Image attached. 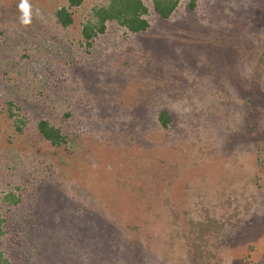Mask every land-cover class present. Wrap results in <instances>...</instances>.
<instances>
[{
  "label": "rangeland",
  "instance_id": "374dc122",
  "mask_svg": "<svg viewBox=\"0 0 264 264\" xmlns=\"http://www.w3.org/2000/svg\"><path fill=\"white\" fill-rule=\"evenodd\" d=\"M141 1L148 5V0ZM185 1L178 0L174 18L184 16ZM240 1L196 0L192 14L196 22L207 25L219 18L229 25L224 26L227 32H220L225 49H207L205 54L192 46L176 47L165 38L172 28L159 31L152 24V39L129 38L111 29L106 41L93 44L95 51L101 49L106 55L113 42L119 43L118 51L112 48L108 64L122 65V57L136 69L137 55L125 47L152 44L168 61L160 70L174 69L172 74L161 72L155 80L164 109L173 116L172 125L166 130L150 125L135 141L121 133L117 121L124 116L121 103H131L130 97L135 98L141 88L137 78L125 90L124 78L117 88L107 86L111 88L107 96L102 87L93 92L83 87L79 71L67 70L63 65L67 60H56L55 48L47 45L50 39L44 41L52 33L47 9L63 0H30L33 11L39 8L42 16L34 17V31L27 29L25 35L14 32L15 17L0 18V73L4 75L0 81V197L12 191L20 200L15 206L0 202L5 220L0 226V252L9 264H233L236 257L247 262V246L255 250L264 233V195L255 202L264 190V169L255 181L256 164L247 139L239 135H244L253 116L261 121L259 131L264 136V84L242 58L234 60L237 68L231 78L223 74V68L231 63L225 52L228 45L230 59L237 48L243 54L249 52L250 45L244 41L259 32L264 0H246L250 5ZM91 2L84 0L83 5ZM10 3L19 5L20 0H0V7ZM71 32L64 39L71 40ZM233 41H239L238 47ZM40 47L45 51H35ZM252 50L256 52L254 46ZM87 95L94 97L95 104L87 101ZM107 100L112 103L108 105ZM85 101L88 106L84 107ZM8 102L11 118L5 117ZM256 109L262 116L251 113ZM37 114L49 118L68 138L60 150H53L36 134L37 119L32 116ZM19 116H24L22 128L16 121ZM211 160H218V171L202 165ZM38 163L42 167L37 168ZM181 164L188 171L178 173L174 181L164 179L165 185L150 181L157 173L153 171L172 166L175 172ZM61 176L64 185L58 187ZM56 205H61V212L56 221L50 220ZM45 218L53 231L48 243L38 239ZM112 222L125 245L114 241L107 246L96 237ZM230 238L237 245L233 250L228 248Z\"/></svg>",
  "mask_w": 264,
  "mask_h": 264
},
{
  "label": "trees",
  "instance_id": "16d2710c",
  "mask_svg": "<svg viewBox=\"0 0 264 264\" xmlns=\"http://www.w3.org/2000/svg\"><path fill=\"white\" fill-rule=\"evenodd\" d=\"M245 1L246 0H242L237 3H240L241 5L249 3ZM83 2L84 0H63V2L59 4H56L55 2V4L51 8L49 7L50 9H47L48 11H50V14H48V24L52 28V33H48L49 36H47L46 40L44 41H48L50 39V42H47V45L49 47L51 46L55 48L53 52L56 54V60L60 62L62 61V59L67 60L68 62H65L63 65H66L68 67L67 70H69L71 74L72 72L75 74L77 71H79V75L81 74L80 80L82 83L84 82L83 87H86L93 92H95L96 87H102L104 89V92L106 93V96L109 94V92H111V88H107V86L114 84V86L117 88L119 87L117 84L120 83L122 78H124L128 81L126 87L123 88L125 90L127 87L135 84L136 77L137 85L138 87H141L136 94L137 96L135 98L130 97L131 100L129 101H131V103L129 104L127 102L121 103V111L124 112V114H121L124 116H121L122 122L117 121V124H119L118 127L122 130L121 133H123L124 135L132 136L135 141L138 139V137L141 136L142 133L145 134L149 131L148 129L151 128L150 125L154 124L157 129L166 130L167 128H169V126L172 125L173 116H171V114L166 111V109H164L166 103H164L165 100L161 98L163 96L160 95V87H157L159 85V82L155 80L160 79L157 76H160L161 72L167 74H169L168 72H170V74H172L174 69H172V67H167L164 70H160V67L162 68L168 65V61H163L161 59L158 48L156 46H152V44H149L148 46L143 45L138 49V47L130 40L135 48L132 45L125 48L127 50L132 48V51L136 53V59L138 60L136 69L131 60L127 58L124 59L122 57H120V59L123 60L122 65H119L117 61H115L112 65L108 64L109 55H112L114 53L112 51V48L118 51L117 47L119 43L113 42L114 45L110 46L111 48L108 50L106 55L102 54L101 49L100 51H95L93 49V44L97 40L103 42L104 39V41H106V37L111 34V29L119 30L123 35L129 38L145 36V38L150 37L152 39L151 35L154 32L153 27H157L159 31H165L166 27L168 26L170 29H172L170 30V32L165 31L167 33L165 38L168 37L169 39H171V41H174L176 47L192 46L193 51L196 50L204 52L206 54L208 53L207 49L224 48V44L220 40V32H227L229 29H225L224 26L229 25L225 24L224 21L219 18H217L218 20H216L215 22L210 21L207 25H200L198 22H196L192 17V14H194L197 7L196 0L185 1V14L180 18H174V14L178 6V0H148V5H145L141 0H93V2H91L89 5L87 4L86 6L83 5ZM250 4L251 3H249V5ZM8 14L16 18L17 24H15L16 28H14V32L17 35L21 36L27 34V29L34 31V24L25 27L20 23V13L18 11L17 4L10 3L6 8L0 7V18H6ZM148 17L150 18L148 19ZM238 22L239 21L233 20L234 24H237ZM263 22L264 20L260 19V24H258L259 27L258 25L256 26L259 28V32L257 34L250 35L249 40L244 41L245 44L247 43L250 45L248 47L249 52L247 54H243L237 48L230 59L228 56V52L232 51L231 45L227 46V50L225 52H227V59L231 60V63H229L228 65L225 64V68H223V74L225 76L231 78L235 74L237 66L234 64V60L242 58L248 62V65H250V67H253L251 72L260 77L262 84H264ZM32 23H37V21H35L33 18ZM150 24H152L153 27H151ZM185 26H188V29H185ZM69 30L73 31L71 32V40H66L64 39V36ZM198 30L201 35H198ZM56 35H58V38H55ZM185 36L190 37L192 41L188 42V40L185 39ZM145 41L146 43H148L147 39H145ZM253 41H255L256 43L253 44ZM233 42L238 47L237 44H239V41ZM250 43L252 44V48ZM253 46L255 47L256 52L252 50ZM35 51L43 52L45 51V49L44 47H40ZM47 53L48 52L44 53L45 58ZM39 55L42 58V53H39ZM22 57L25 56L22 55L21 58ZM224 61L225 60H222V62ZM258 61L259 63H257ZM257 64H260V66H258ZM132 67L134 69H132ZM257 70L259 71L257 72ZM84 73L86 74V76ZM111 75L113 76V78L109 79V76ZM3 78V73H0V81H4L2 80ZM151 81H153V87H150ZM34 84L36 85V83ZM150 88L152 89L150 90ZM262 91L264 92V89ZM114 92L118 93L119 91ZM114 92H112L111 94L114 95ZM86 99L87 101H89V103H92L93 101L95 104L94 97L87 95ZM110 100L112 101V99ZM110 103L112 102L108 101V105ZM11 105L12 104H10L9 102L5 103V110L8 114V116H5L6 118L13 117L11 114L12 110H10ZM86 105L88 106V103L85 101L84 107ZM256 110H258V112H255L256 114L252 111L251 113L256 116L258 114L259 116H262L261 111L259 109ZM37 115L32 116V118L37 119L33 124L36 134L39 136L41 141L46 142L50 148H52L53 150H60L62 146L68 143V138L64 134H62L61 129L49 123V118H43L39 114ZM65 115H67V112L64 114V116ZM248 119L249 120H247V128L244 132V135H239V137L243 138L244 136L247 139L246 143H248V151L251 153L252 161L256 164L255 167L257 172L254 175V179L255 181H257L263 174L262 170L264 169V157H261V154H264V136L263 132L259 131V129H261V121H258V118H254L253 116L249 117ZM256 120L258 121V123H255ZM16 121L17 124H22L20 128H22L25 124V122H23L25 121L24 116H19V120ZM143 126L144 129H142ZM20 128H17L19 133L21 132ZM125 143L127 144V142ZM145 144L141 143V146H144ZM141 146L139 147L140 149ZM218 163V160H211L209 164L202 165H208L210 169L218 171ZM38 164L39 165L37 166V168L42 167L41 163ZM171 167L167 168V166H165L163 167V169H161V171H153L157 173L150 177V181H161L163 182V184L161 185H165L164 179L171 181V179L173 180L178 178V173L188 171L187 169L185 170L182 164L181 167H177V170L175 172H173V169H171ZM61 177V181H57L56 186L58 187H62V185H64V176ZM36 187L38 186L34 187V191H38ZM258 194L259 195L255 198L256 203L258 199L262 197L261 195H264V190L258 192ZM42 197L50 199L49 194L44 195L42 193ZM0 200L1 203L6 202L8 206H15L20 201L19 197L16 196L12 191H8V193L2 195L0 197ZM60 212L61 205H56L55 211L49 214V216L51 217L50 220L54 219L56 221L57 216L60 214ZM40 215L43 214L40 213ZM3 216L4 215L0 213V226L5 221ZM50 220H47L45 218V225L42 226L41 230H38V239H43V241L46 242H49V240L51 239L53 231H51V228H49L50 224L48 221ZM113 222L111 223L112 226L100 230L98 232L100 233L99 235L93 233V235L96 234V237L105 245H110L111 243L115 244L116 242L114 241H119L120 244H122L121 240H118L119 238L122 239V235H120L119 237L120 233L118 232V229L114 227L116 225L113 224ZM122 234L128 235L124 232H122ZM262 237L264 239V233L261 236V240H259V242L257 243V248H255V250L254 248L252 249V247H250V244L248 245V242H240L239 245L243 243L248 245L247 262L243 257H240L242 258L240 260L236 257L235 259L233 258L232 263L264 264V241L262 240ZM229 242L230 244H228V248H231L233 250L237 247L236 242L232 241L231 238ZM0 264H9L8 260H6L1 252Z\"/></svg>",
  "mask_w": 264,
  "mask_h": 264
},
{
  "label": "clouds",
  "instance_id": "9594fccd",
  "mask_svg": "<svg viewBox=\"0 0 264 264\" xmlns=\"http://www.w3.org/2000/svg\"><path fill=\"white\" fill-rule=\"evenodd\" d=\"M18 11L20 13L19 21L25 27L32 24L34 17L39 18L42 16L39 8H36L35 11H33V6L30 0H20Z\"/></svg>",
  "mask_w": 264,
  "mask_h": 264
}]
</instances>
